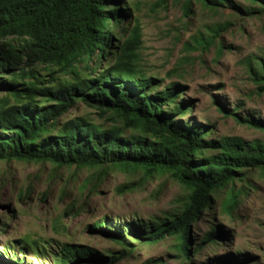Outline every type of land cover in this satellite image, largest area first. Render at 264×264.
Segmentation results:
<instances>
[{
    "label": "trees",
    "instance_id": "trees-1",
    "mask_svg": "<svg viewBox=\"0 0 264 264\" xmlns=\"http://www.w3.org/2000/svg\"><path fill=\"white\" fill-rule=\"evenodd\" d=\"M123 1L0 0V162L98 169L81 186L87 198L110 172L141 173L137 183L118 187L119 194L140 190L166 174L189 192L177 213L153 222L123 225V219L119 224L102 216L90 225L122 248L117 254L104 258L91 248L59 245L60 252L50 253L54 264H118L135 243L156 245L169 238L177 240L180 256L191 261L193 253L224 237L216 227L192 252L193 226L211 208L214 195L244 181L247 171L264 174V142L213 140L211 126L179 121L193 110L192 101L182 100L181 84L163 86L162 79L144 73L143 30ZM159 1L165 7L169 0ZM177 1L187 14L194 2L216 13L264 14V0H246L258 8L244 12L232 0ZM227 28L217 26L195 43L203 51L217 47L221 54ZM258 65L261 69L251 67V74L264 94V61ZM83 106L95 116L79 114ZM236 112L226 115L264 132V122L241 119ZM237 206L238 195L231 190L224 208L232 213ZM0 245L9 264H25L29 253L45 256V246L35 241ZM219 264L241 262L222 259Z\"/></svg>",
    "mask_w": 264,
    "mask_h": 264
},
{
    "label": "rangeland",
    "instance_id": "rangeland-1",
    "mask_svg": "<svg viewBox=\"0 0 264 264\" xmlns=\"http://www.w3.org/2000/svg\"><path fill=\"white\" fill-rule=\"evenodd\" d=\"M244 12L258 8L246 0H232ZM139 19L143 30L141 68L144 73L164 81L163 86L179 83L182 100L192 101L193 110L179 121L192 125H209V139L240 138L245 142H264V132L239 124L229 111L237 110L241 119L264 122V94L253 80L251 67L264 61V14L248 17L224 9L211 12L194 2L189 14L182 1L125 0ZM228 26L221 36L223 52L217 47L203 51L195 41L208 36L217 26ZM44 73V71H41ZM1 80V79H0ZM223 109V111H222ZM79 114L96 112L80 108ZM98 169L58 167L52 163L0 162V244L29 240L38 242L40 253L27 255L25 264H54L52 254L59 245L91 248L104 258L122 248L89 228L102 216L112 222H153L165 214L177 213L186 203L189 192L169 174L158 176L135 192L119 194L117 188L137 183L140 174L110 172L97 193L86 197L80 189ZM233 190L238 206L228 213L224 202ZM75 206L68 215L65 211ZM219 227L223 239L217 245L206 244L191 261H185L173 238L156 245L134 244L132 252L118 264H219L230 259L241 264H264V174L246 172L245 180L215 194L207 209L193 226L196 245ZM0 264L12 261L3 255ZM53 252L52 254H50ZM151 262V263H148Z\"/></svg>",
    "mask_w": 264,
    "mask_h": 264
}]
</instances>
